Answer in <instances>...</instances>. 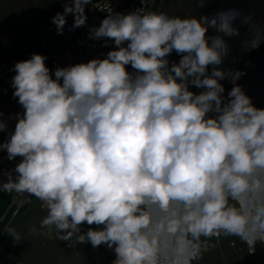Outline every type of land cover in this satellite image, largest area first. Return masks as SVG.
<instances>
[{
  "label": "clouds",
  "instance_id": "9594fccd",
  "mask_svg": "<svg viewBox=\"0 0 264 264\" xmlns=\"http://www.w3.org/2000/svg\"><path fill=\"white\" fill-rule=\"evenodd\" d=\"M90 3H65L52 18L58 34L68 14L84 26ZM238 16L109 13L89 34L114 42L105 58L54 74L41 54L18 61L12 87L23 112L0 150L21 159L0 192L34 196L47 211L41 229L69 246L106 245L112 264H194L221 234L254 254L264 244V108L235 83L242 72L220 67ZM242 23L252 32L245 48L258 47L259 26ZM210 27L222 35L207 36ZM173 51L181 58L169 65Z\"/></svg>",
  "mask_w": 264,
  "mask_h": 264
},
{
  "label": "built area",
  "instance_id": "2783aa9c",
  "mask_svg": "<svg viewBox=\"0 0 264 264\" xmlns=\"http://www.w3.org/2000/svg\"><path fill=\"white\" fill-rule=\"evenodd\" d=\"M157 1L92 0V3L85 6L87 21L84 26L73 28L74 16L68 14L66 16L67 23L64 27L63 34H58L56 25L51 21L49 25L39 29L36 37L35 52H25L19 60L12 64L6 62L0 63V113H3L0 119H3L7 125V129L0 132V144L8 141L10 134L14 131L17 114L23 112V108L18 103V98L13 96L14 88L12 87V78L15 75L14 65L18 61L30 59L34 53L41 54L46 57L45 64L54 74L57 67H68L77 63H87L97 58L103 59L109 51L115 49L114 42L107 38H90V30L99 27L100 22L109 13L127 14L138 9L154 12ZM62 2L63 6L58 13H63L65 3H70L71 0H62ZM53 78H55L54 75ZM20 159V157H17L15 160L10 161L7 158L6 150H0V180H6L7 177L3 173L9 171H12L14 176L16 175L14 169L20 162ZM11 193L13 196L12 203L7 211V213L12 211L10 222L18 216L22 208L31 204V201L35 198L26 193ZM0 194L5 195L9 193L0 192ZM41 208L46 210L42 206ZM81 228H83V225ZM102 247L115 258L113 249L107 248L106 245H102Z\"/></svg>",
  "mask_w": 264,
  "mask_h": 264
},
{
  "label": "flooded vegetation",
  "instance_id": "af4514ba",
  "mask_svg": "<svg viewBox=\"0 0 264 264\" xmlns=\"http://www.w3.org/2000/svg\"><path fill=\"white\" fill-rule=\"evenodd\" d=\"M172 1L169 0L166 3L165 0H162L161 6L170 13L175 11L180 17H186V9L191 7L192 0H183L180 9H174ZM43 4L45 5L46 2ZM193 4L194 2L192 3V10ZM25 207L26 210L18 214L0 233V264H112L115 258L102 245L93 248L89 243H72L69 246L68 242L61 241L54 231L49 233L41 229L40 222L47 215V211L41 208L39 201L32 202ZM25 212L28 214L23 218L20 217ZM33 227L37 229L38 235L32 233ZM88 227L86 224L83 225L82 232H86ZM92 227L97 226L93 225ZM8 228H14L20 233L22 241L15 242L8 235ZM222 238H227V236L221 234L219 239L211 238L208 240V250L203 253V256L208 252H215ZM203 256L194 264L203 263Z\"/></svg>",
  "mask_w": 264,
  "mask_h": 264
},
{
  "label": "water",
  "instance_id": "95a60500",
  "mask_svg": "<svg viewBox=\"0 0 264 264\" xmlns=\"http://www.w3.org/2000/svg\"><path fill=\"white\" fill-rule=\"evenodd\" d=\"M193 10L197 18L207 16L209 18L216 17L219 13L235 10L239 13L234 23L240 35L234 37H224L228 47L229 54L224 58V62L220 65L225 70L235 73L242 72L243 75L235 81L239 84L245 93L251 97L252 103L257 108H264V0H194ZM251 18V23L258 25L261 33L259 46L256 48H245V40L251 39L252 32L249 24L242 23L244 18ZM222 35L217 33L214 28H209L207 36L213 37ZM169 65L178 63L180 56L175 51L168 57ZM211 66H209V72ZM225 87L223 94L227 98L228 91L234 86L231 79L221 81ZM190 90L196 93L202 89L189 85ZM209 115H214L210 113ZM213 237V239H219ZM261 244L257 243L256 245ZM264 246V244H261ZM256 247V246H255Z\"/></svg>",
  "mask_w": 264,
  "mask_h": 264
},
{
  "label": "rangeland",
  "instance_id": "374dc122",
  "mask_svg": "<svg viewBox=\"0 0 264 264\" xmlns=\"http://www.w3.org/2000/svg\"><path fill=\"white\" fill-rule=\"evenodd\" d=\"M51 0H0V56L7 50L28 40L41 23V12L48 6ZM46 2L44 5L43 3ZM191 8H188L186 17L195 16ZM174 9H180L183 0H173ZM166 14L179 16L177 13L168 11ZM177 11V10H176ZM127 70L134 73L131 66ZM33 199L31 202H37ZM33 205V204H32ZM25 212L20 217H25ZM222 238L217 249L213 253L204 254V261L201 264H264V246L256 245L254 254H250L246 244L239 238Z\"/></svg>",
  "mask_w": 264,
  "mask_h": 264
},
{
  "label": "trees",
  "instance_id": "16d2710c",
  "mask_svg": "<svg viewBox=\"0 0 264 264\" xmlns=\"http://www.w3.org/2000/svg\"><path fill=\"white\" fill-rule=\"evenodd\" d=\"M166 3L169 0H165ZM162 0H158L154 12H163L166 13L165 9L162 4ZM63 6L62 0H51L48 6L41 12V23L39 27L35 30V32L30 36V38L20 45L16 47V45L11 46L7 52L0 56V63L6 62L9 64L14 63L15 61L19 60L21 56L28 51L35 52L36 51V37L39 29L42 27L49 25L52 21V18L61 10ZM191 8V7H190ZM12 193L9 194H0V233L4 231L6 226L10 222V217L12 215V211L8 212V209L12 203ZM26 207L22 208L21 212H24ZM7 213V214H6ZM6 216V217H5Z\"/></svg>",
  "mask_w": 264,
  "mask_h": 264
}]
</instances>
